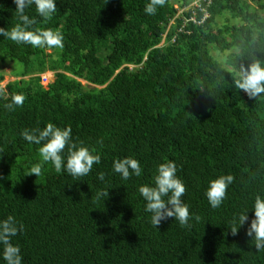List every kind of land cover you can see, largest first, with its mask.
I'll use <instances>...</instances> for the list:
<instances>
[{
  "label": "trees",
  "instance_id": "obj_1",
  "mask_svg": "<svg viewBox=\"0 0 264 264\" xmlns=\"http://www.w3.org/2000/svg\"><path fill=\"white\" fill-rule=\"evenodd\" d=\"M149 2L56 0L50 20L26 9L34 29L63 33V48L0 36V61L23 65L0 87V219L11 214L23 223L13 238L23 264H264L248 222L236 235L230 228L264 195V100L234 86L241 63L264 60V0H202V9L166 0L155 15L144 11ZM17 22L13 0H0V27ZM212 50L225 54L224 64ZM45 70L55 76L47 89ZM17 94L23 104L7 110ZM49 122L70 127L75 140L99 152L88 176L74 181L57 172L24 140V130ZM124 156L139 160L141 177L124 181L112 172ZM167 160L177 165L190 213L200 217L188 229L172 218L156 228L144 211L138 188ZM38 163L40 176L24 175ZM220 174L234 182L213 209L204 190ZM247 215L250 221L254 213Z\"/></svg>",
  "mask_w": 264,
  "mask_h": 264
},
{
  "label": "clouds",
  "instance_id": "obj_2",
  "mask_svg": "<svg viewBox=\"0 0 264 264\" xmlns=\"http://www.w3.org/2000/svg\"><path fill=\"white\" fill-rule=\"evenodd\" d=\"M13 3L18 22L11 28L0 27V36L17 44H29L36 48H63L64 36L61 31L34 29L36 18L26 13V9L35 6L40 18L50 20L57 11L56 0H13ZM165 4L166 0H150L144 11L148 15H155L158 8L164 7ZM189 8L194 7L187 9ZM178 14L177 12L176 16ZM207 16V12L203 9L201 20ZM234 86L251 99L264 100V60L252 59L250 62L241 63L234 71ZM24 99L23 95L17 94L4 107L9 111L14 110L16 106L23 104ZM22 136L27 142L39 146L38 153L42 163L50 162L57 172L63 171L74 181L88 176L93 171L94 165L101 163L99 152L90 150L82 141L75 140L70 127L61 128L49 122L42 128L24 130ZM42 163L30 167L24 175L40 176ZM142 171L139 160L132 156L115 158L112 162V172L118 174L124 181L132 176L141 177ZM97 179L104 182L105 173L99 172ZM233 182L232 174H220L208 179L204 195L211 208L219 209L222 206L227 190ZM108 189L100 191L97 199L106 198ZM138 191L145 201L144 211L150 214V222L156 228L169 218L175 219L179 226L185 229L191 228L193 219L200 220L199 216L190 213L189 205L182 199L186 188L177 175V165L174 161L158 163L151 182L141 184ZM249 209L254 213L250 221L247 215ZM246 222H248L246 234L254 241L256 251L264 252V195L256 194L251 207L236 215L234 224L230 227L232 234L236 235L238 228ZM23 231V223L15 216L9 214L6 218L0 219V259L5 264H23L20 247L13 243V238Z\"/></svg>",
  "mask_w": 264,
  "mask_h": 264
},
{
  "label": "rangeland",
  "instance_id": "obj_3",
  "mask_svg": "<svg viewBox=\"0 0 264 264\" xmlns=\"http://www.w3.org/2000/svg\"><path fill=\"white\" fill-rule=\"evenodd\" d=\"M172 1V3L174 4V7H178V6H185V7H195L196 3H198L199 1L197 0H185V2H182L181 0H170ZM196 8V7H195ZM179 12L181 10H178ZM228 14H225L224 16L221 17H217L216 18V24L218 26H222L223 24H226V19L228 18ZM238 21V19L236 20H230V23L232 22H236ZM163 42L161 41V43L159 45H161ZM47 53H50V50L46 49ZM212 54L213 56H215V58L222 60L223 64L225 61V54L224 53H220L219 51H215L212 50ZM6 60L10 63H4L2 61H0V77L2 76V79H0V87L5 86V84L9 81V80H13L16 78V76L23 70V65L21 63H19L18 61L12 60L10 58H6ZM130 68H132V66H130ZM40 84L47 89L48 84L51 83L54 79V71L51 70H45L44 72L40 73ZM28 77V76H27ZM79 82H81L82 84H86V81L80 78H76Z\"/></svg>",
  "mask_w": 264,
  "mask_h": 264
},
{
  "label": "built area",
  "instance_id": "obj_4",
  "mask_svg": "<svg viewBox=\"0 0 264 264\" xmlns=\"http://www.w3.org/2000/svg\"><path fill=\"white\" fill-rule=\"evenodd\" d=\"M197 1H199L198 3H196V5H195V7L196 8H200V9H202L203 7H202V4H201V2H202V0L200 1V0H197ZM194 7V8H195Z\"/></svg>",
  "mask_w": 264,
  "mask_h": 264
},
{
  "label": "water",
  "instance_id": "obj_5",
  "mask_svg": "<svg viewBox=\"0 0 264 264\" xmlns=\"http://www.w3.org/2000/svg\"><path fill=\"white\" fill-rule=\"evenodd\" d=\"M90 87H94V85H90Z\"/></svg>",
  "mask_w": 264,
  "mask_h": 264
}]
</instances>
